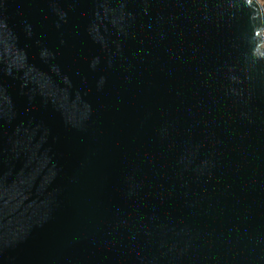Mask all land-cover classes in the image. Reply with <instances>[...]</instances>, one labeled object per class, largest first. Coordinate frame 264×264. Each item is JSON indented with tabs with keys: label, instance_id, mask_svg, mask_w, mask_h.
Listing matches in <instances>:
<instances>
[{
	"label": "water",
	"instance_id": "obj_1",
	"mask_svg": "<svg viewBox=\"0 0 264 264\" xmlns=\"http://www.w3.org/2000/svg\"><path fill=\"white\" fill-rule=\"evenodd\" d=\"M0 264H264V4L0 0Z\"/></svg>",
	"mask_w": 264,
	"mask_h": 264
},
{
	"label": "rangeland",
	"instance_id": "obj_2",
	"mask_svg": "<svg viewBox=\"0 0 264 264\" xmlns=\"http://www.w3.org/2000/svg\"><path fill=\"white\" fill-rule=\"evenodd\" d=\"M261 3H263V4H264V0H261Z\"/></svg>",
	"mask_w": 264,
	"mask_h": 264
},
{
	"label": "built area",
	"instance_id": "obj_3",
	"mask_svg": "<svg viewBox=\"0 0 264 264\" xmlns=\"http://www.w3.org/2000/svg\"><path fill=\"white\" fill-rule=\"evenodd\" d=\"M261 1V0H260Z\"/></svg>",
	"mask_w": 264,
	"mask_h": 264
}]
</instances>
